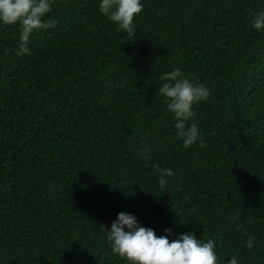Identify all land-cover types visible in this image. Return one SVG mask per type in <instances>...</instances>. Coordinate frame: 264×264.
I'll return each mask as SVG.
<instances>
[{"label":"trees","instance_id":"trees-1","mask_svg":"<svg viewBox=\"0 0 264 264\" xmlns=\"http://www.w3.org/2000/svg\"><path fill=\"white\" fill-rule=\"evenodd\" d=\"M142 2L128 36L97 0H55L28 54L0 26V264H129L103 228L121 211L214 239L218 264H264V0ZM177 67L210 92L193 106L203 147L157 95Z\"/></svg>","mask_w":264,"mask_h":264},{"label":"clouds","instance_id":"clouds-1","mask_svg":"<svg viewBox=\"0 0 264 264\" xmlns=\"http://www.w3.org/2000/svg\"><path fill=\"white\" fill-rule=\"evenodd\" d=\"M55 0H0V26L16 25L18 28V44L15 49L17 55L28 54L27 46L30 35L39 29L55 23L46 15L51 11ZM143 8L142 0H97V10L111 20L118 31L133 36L135 32L134 17ZM251 27L257 31H264V10L256 12L250 21ZM157 95L163 98L167 113L172 116V127L175 135L184 147L205 142L200 136L198 124L195 121L194 105L206 100L209 89L202 82L193 81L180 68L161 72L158 77ZM147 154L149 146L138 150ZM158 185L163 188L167 177L172 175L171 168H159ZM103 226V225H102ZM103 228L107 232V242L111 251L125 258L129 264H218V257L214 251L216 241L212 238L199 239L195 233L189 231L178 233L169 240L172 230L165 227L164 233L157 235L151 227L142 226L135 214L125 211L118 212L112 220L110 228ZM251 249L254 240L249 237L245 241ZM225 264H242L237 255H230Z\"/></svg>","mask_w":264,"mask_h":264}]
</instances>
